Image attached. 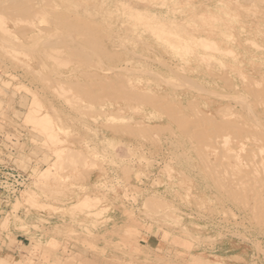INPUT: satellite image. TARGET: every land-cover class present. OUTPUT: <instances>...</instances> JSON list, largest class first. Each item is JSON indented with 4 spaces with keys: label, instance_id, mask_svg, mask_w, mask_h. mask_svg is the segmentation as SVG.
Masks as SVG:
<instances>
[{
    "label": "rangeland",
    "instance_id": "374dc122",
    "mask_svg": "<svg viewBox=\"0 0 264 264\" xmlns=\"http://www.w3.org/2000/svg\"><path fill=\"white\" fill-rule=\"evenodd\" d=\"M150 1L0 0V162L28 176L15 195L0 189V258L264 264V182L258 183L264 180V0ZM192 34L222 37L226 48L234 42L235 55L201 50L197 42L186 54L179 43L196 41ZM225 106L229 113L219 115ZM256 156H262L258 165ZM243 170L253 182L248 176L241 183ZM233 191L241 201H232ZM93 211L101 213L94 218Z\"/></svg>",
    "mask_w": 264,
    "mask_h": 264
},
{
    "label": "bare ground",
    "instance_id": "6f19581e",
    "mask_svg": "<svg viewBox=\"0 0 264 264\" xmlns=\"http://www.w3.org/2000/svg\"><path fill=\"white\" fill-rule=\"evenodd\" d=\"M29 1H30V0H29ZM31 1H32V0H31ZM105 1H106V0H105ZM111 1H112V0H111ZM139 1H143V0H139ZM149 1H150V0H149ZM153 1H154V0H153ZM153 1H152V2H153ZM156 1H157V0H156ZM156 1H155V2H156ZM161 1H162V0H160V2H161ZM165 1H167V0H165ZM184 1H185V0H184ZM219 1H220V0H217V3H218ZM102 2H103V1H102ZM113 2H114L113 4H115V1H113ZM150 2H151V1H150ZM162 2H163V1H162ZM168 2H169V1H167V3H168ZM174 2H175V1H174ZM214 2H215V1H214ZM221 2H222V0L219 2V4H220ZM44 3H45V1H44ZM53 3H54V2H53ZM116 3H117V2H116ZM163 3H165V2H163ZM171 3H172V1H171ZM222 3H223V2H222ZM252 3H253V2H252ZM33 4H34V3H33ZM48 4H49V1H48ZM54 4H55V3H54ZM117 4H118V3H117ZM175 4H176V2H175ZM36 5H37V4H36ZM50 5H51V4H50ZM50 5H49V6H50ZM153 5H154V4H153ZM160 5H161V3H160ZM166 5H167V4H166ZM169 5H171V4H169ZM28 6H29V5H28ZM56 6H57V4H56ZM56 6H55V7H56ZM101 6L103 7V4H102ZM113 6H114V8H115V5H113ZM171 6H172V8L174 7V6H173V3H172ZM171 6H169V7H171ZM104 7H105V5H104ZM118 7H120V6L117 5V8H118ZM154 7H155V5H154ZM176 7H178V5H177ZM179 7H182V6H179ZM221 7H222V6H220V8H221ZM239 7H240V6H239ZM250 7H251V6H250ZM52 8H53V7H52ZM98 8H99V7H98ZM117 8H115V9L117 10ZM122 8H123V7H122ZM150 8H151V7H150ZM155 8H156V7H155ZM157 8H159V4H158V7H157ZM163 8H164V7H163ZM222 8H223V7H222ZM242 8H243V7H242ZM251 8H253V7H251ZM31 9H32V8H31ZM105 9H106V7H105ZM123 9H124V8H123ZM147 9H148V8H146L145 10H147ZM160 9H161V8H160ZM167 9H169V8H167ZM180 9H181V8H180ZM180 9L178 8V11H180ZM243 9H244V8H243ZM37 10H38V9H37ZM101 10H104V9H101ZM128 10H129V9H128ZM171 10H172V12H173V11L175 10V7H174V10H173V9H171ZM29 11H30V10H29ZM33 11H34V8H33ZM104 11H105V10H104ZM120 11H121V10H120ZM164 11H165V10H164ZM175 11H177V9H176ZM175 11H174V12H175ZM41 12L43 13L42 10H41ZM118 12H119V10H118ZM122 12H123V11H122ZM150 12H151V11H150ZM159 12H160V11H159ZM36 13H37V11H36ZM123 13H125V10H124ZM152 13H153V12H152ZM162 13H163V12H162ZM165 13H166V12H165ZM168 13H169V11H168ZM178 13H181V11L178 12ZM34 14H35V13H34ZM40 14H41V13L39 12V15H40ZM120 14H121V12H120ZM126 14H128V12H126L125 14H122V15H126ZM129 14L131 15V13H129ZM141 14H142V13H141ZM159 14H160V13H159ZM36 15H37V14H35L34 16H36ZM122 15H121V17H122ZM130 15H129V16H130ZM136 15H137V14H136ZM176 15H177V12H176ZM34 16H33V17H34ZM129 16H128L127 18H129ZM132 16H133V15H132ZM132 16H131V17H132ZM146 16H148V15H145V17H146ZM36 17H37V16H36ZM36 17H34V18H36ZM154 17H155V16H154ZM156 17H157V15H156ZM159 17H160V15H159ZM163 17H164V15H163ZM124 18H125V17H124ZM132 18H133V17H132ZM138 18H139V17H138ZM130 19H131V18H130ZM141 19H142V18H141ZM141 19H139V20H141ZM148 19H150V18H148ZM148 19H147V20H148ZM157 19H158V18H157ZM136 20H137V19H136ZM151 20H152V19H150V21H151ZM127 21H128V20H127ZM130 21H131V20H129V22H130ZM157 21H158V20H157ZM162 21H163V19H162ZM230 21H235V20L231 19ZM132 22H134V21H131V23H132ZM139 22H140V21H139ZM147 22H149V21H147ZM131 23H129V24H131ZM173 24H174V23H173ZM188 24H190V23H188ZM195 24H196V23H195ZM231 24H232V23H231ZM132 25H133V24H132ZM134 25H135V24H134ZM192 25H193V24H192ZM214 25H215V26H214ZM214 25H213V26L216 27V24H214ZM255 25H256V24H255ZM129 26H130V25H129ZM177 27H178V26H177ZM219 27H220V26H218V27H216V28L218 29ZM221 27H222V25H221ZM230 27H231V26H230ZM230 27H228V28H230ZM130 28H131V27H130ZM153 28H154V27H153ZM165 28H167V27H165ZM226 28H227V27H226ZM226 28H223V29L225 30ZM232 28H233V27H232ZM232 28H231V29H232ZM132 29H133V28H132ZM219 29H220V28H219ZM219 29H218V30H219ZM231 29H226V30H231ZM153 30H154V29H153ZM169 30H170V29H169ZM177 30H178V29H177ZM192 30H193V29H192ZM155 31H156V30H154V32H155ZM175 31H176V30H175ZM231 31H233V30H231ZM158 32H161V31H158ZM177 32H178V31H177ZM214 32H215V31H214ZM220 32H221V31H220ZM229 32H230V31H229ZM197 33H198V32H197ZM226 33H227V32H226ZM226 33H224V34H226ZM73 34H74V33H73ZM148 34H149V33H148ZM215 34H217V32H216ZM219 34H220V33H219ZM192 35H194V34H192ZM202 35H204V33H202ZM202 35H200V36H199V35H197V36L194 35V36H196V37H194L196 41H194V39L192 38L191 35H190L191 38H189V37H188V38H184V37H183V40H184L185 42H184V41H183L184 43H183V42H180V43H182V44L179 43L180 48H182V49H184V50H185V49H189L190 46H191L190 43L192 42L193 45H194V44H195V45L200 44V45H201V47H200L201 50L203 49V47H204V49L207 48V49H209V50H214V51H218V52H219V51H223V52H225L226 50H228V51H230V52L232 53V55H233V53H234V55H235L236 50L233 49L234 46H232V45H235V44H233L234 42H230V41H229L230 39L227 40V41L230 42V43H232V45L230 44L232 48H231V47H227V48H226V47H223L222 44H221V43H225V44H226L227 42H224V41H226V40L222 39V37H221L220 40L217 39L218 34H217V37H214V36L204 37V36H202ZM221 35L224 36L223 33H222ZM226 35H228V34H226ZM229 35H230V33H229ZM229 35H228V37H227V36H226V37H227V38H231V37H229ZM233 35H234V34H233ZM233 35H232V36H233ZM130 36H131V35H130ZM147 36H148V35H147ZM181 36H182V35H181ZM148 37H149V36H148ZM234 37H235V36H234ZM254 37H255V36H254ZM159 38H160V37H159ZM161 38H162V37H161ZM223 38H224V37H223ZM231 39H232V38H231ZM233 39H235V38H233ZM233 39H232V40H233ZM140 40H141V39H140ZM160 40H161V39H160ZM164 41H165V40H164ZM235 41H236V39H235ZM196 42H197L198 44H196ZM250 42H251V41H250ZM252 43H253V42H252ZM227 44H228V43H227ZM144 45H145V44H144ZM172 45H175V44H172ZM195 45H194V46H195ZM228 45H229V44H228ZM251 45H254V44H251ZM256 45H257V44H256ZM202 46H203V47H202ZM257 46H258V45H257ZM197 47H198V46H197ZM197 47H196V48H197ZM235 47H236V46H235ZM174 48H176V47L174 46L172 50H175ZM200 48H198V49H200ZM228 48H229V49H228ZM182 49H180V50H179V49H178V50L176 49V50H175V53H176V52L178 53V51H181ZM65 50H66V49H65ZM201 50H198V51H201ZM224 50H225V51H224ZM129 51H130V50H129ZM185 51H186V50H185ZM189 51H190V50H189ZM228 51H227V52H228ZM238 51H239V50H238ZM230 52H229V54H230ZM177 53H176V54H177ZM171 54H172V53H171ZM178 54H179V55H177V56H180V53H178ZM183 54H184V52H183ZM186 54H187V51H186ZM186 54H185V55H186ZM203 54H204V53H203ZM203 54H202V55H203ZM188 55H189V54H188ZM234 55H233V56H234ZM238 55H239V54H238ZM181 56H182V55H181ZM186 56H187V55H186ZM189 56H190V55H189ZM209 56H210V55H209ZM241 56H242V55H241ZM183 57H184V56H183ZM197 57H198V56H197ZM212 57H213V56H212ZM216 58H217V57H216ZM184 59H185V58H184ZM201 59H202V58H200V60H201ZM248 59H249V58H248ZM186 60H187V59H186ZM207 60H208V58H207ZM219 60H220V59H219ZM202 61L204 62V60H202ZM220 62H221V61H220ZM64 63H65V62H64ZM66 63H67V62H66ZM204 63H205V62H204ZM222 64H223V63H222ZM66 65H67V64H66ZM94 65H95V64H94ZM208 65H209V64H208ZM210 65H212V64H210ZM210 65H209V66H210ZM261 65H262V64H261ZM64 66H65V65H64ZM95 66H96V65H95ZM97 66H98V65H97ZM93 67H94V66H93ZM180 67H181V66H180ZM225 67H226V66H225ZM256 67H257V66H256ZM176 70H177V69H176ZM206 70H207V68H206ZM222 71L224 72L223 69H222ZM207 72H210V71L207 70ZM223 72H222V73H223ZM212 73H213V72H212ZM212 73H211V74H212ZM223 74H224V73H223ZM239 74H240V73H239ZM181 75H182V74H181ZM258 75H259V74H258ZM216 76H219V75H216ZM225 76H226V75H223V77H225ZM184 77H185V76H184ZM219 77L221 78V75H220ZM237 77H238V76H237ZM247 78H248V77H247ZM226 79H227V78H226ZM254 79H255V78H254ZM242 80H243V79H242ZM245 80H246V78H245ZM160 81H161V80H160ZM223 81H224V80H223ZM183 82H184V81H183ZM224 82H226V80H225ZM229 82H230V79H229ZM247 82H248V81H247ZM250 82H251V81H250ZM255 82H256V81H255ZM225 84H227V83H225ZM258 84H259V83H258ZM180 85H181V84H180ZM180 85H179V86H180ZM190 85H191L190 83H189V85L187 84V87L190 86ZM245 85H246V83H245ZM253 85H255V84H253ZM195 86H196V85H195ZM229 86H230V85H229ZM199 87H200V85H199ZM242 87H243V85H242ZM251 87H252V86H251ZM190 88H192V87H190ZM253 88H254V87H253ZM173 89H174V88H173ZM244 89H245V88H244ZM250 89H251V88H250ZM250 89H249V91H251ZM245 90H246V89H245ZM253 90H255V89H252V93H251L252 96L254 95V94H253V93H254ZM259 90H261V89L259 88ZM259 90H258V91H259ZM263 90H264V89H263ZM234 91H235V90H234ZM258 91H255V92H258ZM259 92H260V91H259ZM141 93H142V91H141ZM141 93H140V94H141ZM248 93H249V92H248ZM260 93H261V92H260ZM126 94H127V93H126ZM126 94H125V95H126ZM256 94H258V93H256ZM128 95L131 96L130 94H128ZM138 95H139V94H138ZM142 95H143V94H142ZM142 95H141V96H142ZM144 95H145V94H144ZM144 95H143L142 97H144ZM249 95H250V94H249ZM259 95H261V94H259ZM238 96H239V95H238ZM254 96L256 97V95H254ZM154 97H155V96H154ZM157 97H158V96H157ZM157 97H156V98H157ZM222 97H223V96H222ZM225 97H226V96H225ZM239 97H240V96H239ZM125 98L127 99V97H125ZM235 98H236V97H235ZM253 98H254V97H253ZM128 99H130V98L128 97ZM240 99H242V98L240 97ZM240 99H239V100H240ZM254 99H255V98H254ZM256 99H257V98H256ZM132 100H133V99H132ZM142 100H144V98H143ZM159 100H160V99H159ZM164 100H165V99H164ZM166 100H167V101H163V99H162V102H164V104H166V103L168 102V99H166ZM232 100H234V99H232ZM252 100H253V99H252ZM145 101L147 102V100H145ZM149 101L151 102V100H149ZM153 101H155V102L157 103V99L155 100V98H154ZM153 101H152V102H153ZM190 101H191V100H190ZM254 101H255V100H254ZM257 101H259V99L256 100V102H257ZM140 102H141V100H140ZM158 102H159V101H158ZM165 102H166V103H165ZM176 102H177V101H176ZM185 102H187V101H185ZM238 102H239V101H238ZM248 102H249V101H248ZM131 103H132V102H131ZM142 103H144V102H142ZM148 103H149V102H148ZM148 103H147V104H148ZM187 103H188V106L190 107L191 104H190L189 102H187ZM153 104H154V103H153ZM167 104H168V103H167ZM167 104H166V107H165V108H169V106L167 107ZM169 104H170V103H169ZM177 104H178V103H177ZM189 104H190V105H189ZM239 104H240V103H239ZM161 105H162V104H161ZM180 105H181V104H180ZM227 105H228V106H227L228 108L232 107V105H230V107H229V103H228ZM172 106H173V105H172ZM186 106H187V105H186ZM192 106H193V105H192ZM194 106H195V105H194ZM170 107H171V105H170ZM221 107H222V106H221ZM174 108L176 109V107H174ZM190 108H191V107H190ZM190 108H189V109H190ZM30 109H31V108H30ZM160 109H161V108H160ZM160 109H159V110H160ZM192 109H193V108H192ZM196 109H197V107H196ZM170 110H171V109H169V111H168V109H167L168 112H170ZM173 110H174V109L172 108V112H173ZM190 110H191V109H190ZM194 110H195V109H194ZM197 110L199 111V109H197ZM217 110H218V111H216V112H217V113L219 112V115L222 114V115L224 116V114L229 113L228 110H226V106L223 107L224 112H223V111H219V109H217ZM165 111H166V110H164V112H165ZM27 112H28V111H27ZM31 112H32V110H31ZM34 112H35V109L33 108V112H32L33 114H32V116H34ZM172 112H171V113H172ZM177 112H178V111H177ZM194 112H195V111H194ZM200 112H201V111H199V113H200ZM220 112H221V113H220ZM174 113H176V111H175ZM201 113H202V112H201ZM255 113H256V112H255ZM164 114H165V113H164ZM179 114H180V113H179ZM195 114H196V112H195ZM246 114H247V113H246ZM35 115H36V114H35ZM165 115L167 116V115H169V114L167 113V114H165ZM170 115H171V114H170ZM181 115H182V114H181ZM206 115H207V114H206ZM206 115H205V116H206ZM217 115H218V114H217ZM27 116L29 117V115H27ZM174 116H175V115H174ZM178 116H179V115H178ZM182 116H183V115H182ZM192 116H193V114H192ZM195 116H196V115H194L193 117L196 118L197 116H196V117H195ZM201 116H202V119H203V118H204V115H201ZM201 116H200V117H201ZM207 116H208V118H209V114H208ZM225 116H226V115H225ZM238 116H239V115H238ZM240 116H241V114H240ZM198 117H199V116H198ZM198 117H197V118H198ZM211 117H212V116H211ZM30 118H31V119L33 118V117H31V114H30ZM175 118H176V117H175ZM241 118H242V117H241ZM28 119H29V118H28ZM34 119H35L34 121H36V117H35V116H34ZM173 119H174V118H173ZM202 119H201V120H202ZM237 119H238V118H237ZM252 119H253V118H252ZM252 119H251V120H252ZM190 120H192V118H190L189 121H190ZM198 120H200V119H198ZM206 120H207V119H206ZM208 120H209V119H208ZM213 120H215V119H213ZM225 120H226V119H225ZM238 120H239V119H238ZM173 121H174V120H173ZM182 121H184V120L182 119ZM193 121H196V120H192V122H193ZM210 121H211V120H210ZM244 121H245V120H244ZM253 121H254V120H253ZM258 121H259V120H258ZM263 121H264V120H263ZM28 122H29V121H28ZM31 122H33V121H31ZM31 122H30V123H31ZM40 122H41V120H40ZM40 122H39V123H40ZM175 122H176V121H175ZM196 122H197V121H196ZM196 122H194L193 124H195ZM200 122H201V121H200ZM200 122H197V123H200ZM204 122H205V121H204ZM204 122H201L200 124H202V123H204ZM215 122H217V120H216ZM221 122H222V121H221ZM254 122H255V121H254ZM33 123H34V122H33ZM176 123H177V122H176ZM184 123H185V122H183V124H184ZM187 123H188V122H187ZM197 123H196V126H197ZM211 123H212V122H211ZM232 123L235 124V122H232ZM247 123H248V122H247ZM42 124H43V123H42ZM177 124H178V123H177ZM183 124H182V125H183ZM200 124H199V125H200ZM214 124H215V123H214ZM219 124H220V123H219ZM224 124H225V123H224ZM224 124H223V125H224ZM226 124H227V125H231L230 123H226ZM226 124H225V126H227ZM236 124H237V123H236ZM236 124H235V125H236ZM238 124H239V122H238ZM40 125H41V124H40ZM199 125H198V126H199ZM205 125H206V124H205ZM216 125H217V124H216ZM223 125H222V126H223ZM242 125H244V124H242ZM249 125H250V124H249ZM136 126H137V125H136ZM156 126H157V125H156ZM165 126H166V125H165ZM218 126H219V125H218ZM225 126H223V127L225 128V129L223 128V129H224L223 132H224L225 130H228V129H226ZM231 126H233V125H231ZM260 126H261V125H260ZM163 127H164V126H163ZM166 127H167V126H166ZM182 127H183V126H182ZM189 127H190V124H189V126H187V129H189ZM191 127H192V125H191ZM193 127L195 128V125H194ZM210 127L212 128V126H210ZM214 127H215V126H214ZM239 127H240V126H239ZM241 127H242V126H241ZM244 127H246V125H245ZM250 127H251V125L249 126V128H250ZM263 127H264V126H263ZM169 128H170V127H169ZM176 128H177V127H176ZM208 128H209V127H208ZM229 128H230V127H229ZM233 128H234V126H233ZM138 129H139V128H138ZM160 129H162V128H159V131H160ZM165 129H166V128H165ZM181 129H182V128H181ZM185 129H186V128H184L183 130H185ZM200 129H201V128H200ZM206 129H207V128H206ZM217 129H218V128H217ZM231 129H232V128H230L229 130H231ZM235 129H237V127H235ZM238 129H241V130H242L243 128H238ZM141 130H142V129H141ZM150 130H151V129H150ZM191 130H192V128H191ZM212 130H213V129H212ZM212 130H211V131H212ZM241 130H240V131H241ZM249 130H250V129H249ZM207 131H209V130L207 129ZM207 131H206V132H207ZM219 131H222V130H220V128H219V129H218V132H219ZM237 131H238V130H237ZM244 131H245V130H244ZM251 131L254 132L253 130H251ZM168 132H169V131H168ZM186 132H187V131H186ZM186 132H184V133H186ZM223 132H221V133L219 132V133H220V134H223ZM226 132H227V131H225L224 135L228 133V132H227V133H226ZM247 132H248V130H247ZM249 132H250V131H249ZM257 132H258V131H257ZM257 132H254V133H257ZM144 133H145V132H144ZM172 133H173V132H172ZM181 133H183V132H181ZM188 133H189V131H188ZM188 133H186V134L188 135ZM192 133H193V132H192ZM194 133H195V132H194ZM208 133H209V132H208ZM216 133H217V132H216ZM262 133H263V132H262ZM190 134H191V133H190ZM229 134H230V131H229ZM263 134H264V133H263ZM263 134H262V135H263ZM142 135H143V134H142ZM145 135H146V134H145ZM187 135H186V136H187ZM193 135H194V134H193ZM250 135H251L252 138H254V137H256V136H259V135L256 134V136L253 137V136H252V133H250ZM150 136H151V135H150ZM189 136H190V135H189ZM189 136H188V137H189ZM191 136H192V135H191ZM194 136H195V135H194ZM221 136H222V135H221ZM228 136H229V135H228ZM231 136H232V135H231ZM233 136H234V135H233ZM263 136H264V135H263ZM188 137H187V139L189 140ZM209 137H210V136H209ZM209 137H206V139L208 138L207 142L209 141V139L213 138V136H211V138H209ZM222 137H223V136H222ZM225 137H226V135H225ZM229 137H230V136H229ZM235 137H236V136H235ZM237 137H239V136H237ZM185 138H186V137H185ZM192 138H193V137H192ZM194 138H195V137H194ZM232 138H234V137H232ZM232 138L230 137L229 139H232ZM243 138H244V137H243ZM256 138H257V137H256ZM256 138H254V139H256ZM187 139H186V140H187ZM190 139H191V138H190ZM198 139H201V138H198ZM198 139H197V140H198ZM213 139H214V138H213ZM215 139H216V138H215ZM165 140H166V139H165ZM203 140H204V139H203ZM227 140H228V139H227ZM227 140H226V141H227ZM189 141H190V140H189ZM189 141H188V142H189ZM194 141H195V140H194ZM212 141H213V140H212ZM217 141L219 142V140H217ZM220 141H221V140H220ZM232 141H233V139H232ZM257 141H258V140H257ZM259 141H260V140H259ZM213 142L216 143L215 141H213ZM195 143H196V142H195ZM195 143H194V144H195ZM209 143H210V141H209ZM189 144H190V143H189ZM220 144H221V143H220ZM220 144L218 143V145H220ZM227 144H229V143L227 142ZM205 145H206V143H205ZM223 145H224V144H223ZM230 145L233 146L234 144H230ZM243 145H244V144H243ZM253 146H254V145H253ZM193 147H194V148H195V147H196V148H197V147L200 148V146H197V145H195V146H193ZM205 147H206V146H205ZM243 147H244V146H243ZM243 147H242V148H243ZM201 148H202V147H201ZM214 148H215V147H214ZM218 148H220V146H219ZM244 148L246 149V147H244ZM248 148H249V147H248ZM257 148H259V147H257ZM204 149H205V148H204ZM220 149H221V148H220ZM220 149H218V150H220ZM222 149H223V148H222ZM225 149H226V148H225ZM254 149H255V151H256L255 153H257V149H256V147H255ZM259 149H261V148H259ZM201 150H202V149H201ZM236 150H237V149H236ZM185 151H186V150H185ZM224 151H228V150H224ZM251 151H252V150H250V152H251ZM253 151H254V150H253ZM201 152H202V151H201ZM221 152H222V151H220V153H221ZM248 152H249V151H248ZM261 152H262V150H261ZM198 153H199V152H198ZM215 153H217V152H215ZM222 153L224 154V152H222ZM251 153H252V152H251ZM258 153H259V152H258ZM258 153H257V155H258ZM177 154H178V153H177ZM244 154L247 155L248 153H247V154H246V153H242L241 156H243ZM249 154H250V153H249ZM263 154H264V152H263ZM183 155H184V154H183ZM219 155H221V154H219ZM232 155L234 156V154H232ZM232 155H231V156H232ZM235 155H236V153H235ZM237 155H238V154H237ZM245 155H244V156H245ZM215 156H216V155H215ZM226 156H227V155H226ZM226 156H225V157H226ZM231 156H228V157H231ZM233 156H232V157H233ZM217 157H218V156H217ZM247 157H248V156H247ZM247 157H246V159H247ZM256 157H257V160H256V161H257L256 164H257L258 162H260V159L258 160V157H259V156H256ZM260 157H262V156H260ZM260 157H259V158H260ZM200 158H201V157H200ZM200 158H199V159H200ZM221 158H222V157H221ZM262 158L264 159V157H262ZM231 159H232V158H231ZM246 159H244V157H243V160H246ZM248 159H250V158L248 157ZM251 159H252V158H251ZM251 159H250V161H251ZM201 160H203V159H201ZM201 160H200V161H201ZM204 160H205V159H204ZM218 160H220V159L217 158V161H218ZM222 160H223V159H222ZM234 160H235V159H234ZM169 161H170V160H169ZM205 161H207V160H205ZM217 161L214 159V162L217 163ZM223 161H224V160H223ZM225 161H226V160H225ZM225 161H224V163H225ZM235 161H237V160H235ZM250 161H249V162H250ZM253 161L255 162V159H254ZM202 162H203V161H202ZM210 162L212 163V161H210ZM237 162H238V161H237ZM261 162H262V161H261ZM200 163H201V162H200ZM203 163H204V162H203ZM203 163H201V164H203ZM207 163H209V162H207ZM218 163H219V162H218ZM218 163H217V164H218ZM220 163H221V162H220ZM224 163H223V164H224ZM251 163H252V162H251ZM226 164H227V163H226ZM261 164H262V163H261ZM263 164H264V163H263ZM163 165H166V164L163 163ZM203 165H205V164H203ZM218 165H219V164H218ZM220 165H221V164H220ZM220 165H219V169L222 167V166H220ZM247 165H248V164H247ZM254 165H255V164H254ZM254 165H253V167H254ZM257 165H258V164H257ZM228 166H229V163H228ZM239 166H240V164H239ZM259 166H260V164H259ZM262 166H263V165H262ZM162 167H163V166H162ZM263 167H264V166H263ZM163 168H164V167H163ZM165 168H166V167H165ZM202 168H203V170H204V167H202ZM209 168H210V170H211V166H209ZM223 168H224V167H223ZM227 168H229V167H227ZM236 168H237V166H236ZM244 168H245V167H244ZM248 168H250V166H248ZM159 169H160V168H159ZM219 169H218V170H219ZM241 169H242V168H240V170L237 171V174H239V173L242 172ZM262 169H264V168H262ZM170 170H171V169H170ZM206 170L208 171V167H207ZM223 170H224V169H223ZM235 170H236V169H235ZM237 170H238V168H237ZM246 170H247V169H246ZM246 170H245V172H247ZM256 170L258 171V169H257L256 166H255V171H256ZM90 171H91V170H90ZM101 171H102V170H101ZM204 171H205V170H204ZM248 171H249V169H248ZM259 171H260V174H259V175H261V166H260V170H259ZM259 171H258V173H259ZM262 171H264V170H262ZM46 172H47V171H46ZM82 172H83V171H82ZM165 172H166V171H165ZM218 172H220V171H218ZM218 172H217V174H219ZM238 172H239V173H238ZM214 173H215V171H214ZM221 173L223 174V172H220V174H221ZM243 173H244V170H243ZM243 173L240 174V179H242V180H241V183L243 182V178H247V177L250 175V174L247 175V173H244V174L247 175V176H246V177H243V176H244ZM249 173H250V172H249ZM253 173H254V171H253ZM85 174H86V173H85ZM87 174H88V173H87ZM166 174H167V173H166ZM211 174L213 175V171H212ZM215 174H216V173H215ZM220 174H219V175H220ZM225 174H226V172H225ZM225 174H224V175H225ZM256 174H257V173H256ZM256 174H255V175H256ZM43 175H44V173H43ZM209 175H210V174H209ZM224 175H223V176H224ZM241 175H243V176H241ZM255 175H253V177H254ZM259 175H258L257 178H256L257 175L254 177V178L257 179L258 181H259V179H260L261 176H262V175H261V176H259ZM220 176H221V175H220ZM220 176H219V177H220ZM227 176H230V175H227ZM238 176H239V175H238ZM238 176H235V178L238 177ZM263 176H264V172H263ZM263 176H262V178H263ZM185 177H186V176H185ZM187 177H188V176H187ZM213 177H214V176H213ZM213 177H210V178H213ZM241 177H242V178H241ZM250 177H251V176H249L248 179H250ZM259 177H260V178H259ZM215 178H216V176H215ZM226 178H227V177H226ZM262 178H261V179H262ZM213 179H214V178H213ZM219 179H220V178H219ZM248 179H247V180H248ZM157 180H158V178L156 179V181H157ZM250 180H251V182H253L252 179H250ZM262 180H263V179H262ZM262 180L258 182L260 185H262L261 183L264 182V180H263V181H262ZM220 181L223 182V179H221ZM235 181H236V182H237V181L239 182V178H238L237 180L235 179ZM244 181H245V180H244ZM255 181H256V180H255ZM255 181H254V182H255ZM152 182H153V181H152ZM215 182H216V181H214V183H215ZM245 182H246V181H245ZM251 182L249 181L250 184H251ZM155 183H156V182H155ZM232 183H233V182H232ZM239 183H240V182H239ZM205 184H206V183H205ZM212 184H213V183H212ZM217 184H218V183H217ZM219 184H220V182H219ZM222 184H223V183L220 184L221 187H222ZM237 184H238V183H237ZM245 184H246V183H245ZM245 184H244V185H245ZM250 184H248V185L250 186ZM253 184H254V183H253ZM256 184H257V183H256ZM256 184H255V185H256ZM259 184H258V185H259ZM263 184H264V183H263ZM224 185H225V184H224ZM224 185H223V186H224ZM246 185H247V184H246ZM260 185H259V186H260ZM220 186H218V187H220ZM238 186H240V185H238ZM251 186H252V185H251ZM253 186H254V185H253ZM235 187H236V186H235ZM247 187H248V186L245 187L246 190H247ZM255 187H256V186H255ZM255 187H254V192H255V190L257 189L258 186L256 187V189H255ZM261 187L264 188L263 185H262ZM245 188H244V192H245ZM224 189H225V188H224ZM234 189H235V188H234ZM238 189H240V191H241V188H240V187H239ZM238 189H235V191L238 190ZM248 189H250V187H249ZM29 190H30V188H29ZM185 190H186V189H185ZM221 190H223V188H222ZM258 190H259V189H258ZM258 190H256V192H257ZM231 191H232V189H231ZM238 191H239V190H238ZM238 191H237V192H238ZM240 191H239V192H240ZM247 191H248V190H247ZM250 191L253 192L252 190H250ZM259 191H260V190H259ZM261 191H262V190H261ZM226 192H227V191H226ZM25 193L27 194V189H26V192H25ZM263 193H264V192H263ZM187 194H188V193H187ZM189 194H190V193H189ZM227 194H230V190H229V193H227ZM233 194H236V193L233 191L231 197H236V196H237V195L234 196ZM256 194H257V193H256ZM256 194H255V195H256ZM259 194L261 195L260 192H259ZM259 194H257V195H259ZM86 195H88V194H86ZM94 195H96V194H94ZM241 195H242V194H241ZM241 195H240V196H241ZM257 195H256V196H257ZM26 196H27V195H26ZM229 196H230V195H229ZM252 196H254V194H252ZM86 197H88V196H86ZM96 197H98V196H96ZM152 197H153V196H152ZM214 197H215V196H214ZM238 197H239V195H238ZM238 197L233 198L232 201L235 199V202H236V200H237ZM243 197H244V196H243ZM254 197H255V196H254ZM257 197H259V196H257ZM257 197H256V198H257ZM260 197H261V196H260ZM260 197H259V199H260ZM88 198H90V199L93 201V199H94L95 197L93 196V197H92L93 199H92L91 197H88ZM88 198L85 199V200H86V203H85V209H86V206H87V205H90V203H91V200H88ZM103 198H104V197H103ZM103 198L101 197V200H100L99 197H98V199H99V201H100L101 204H102L101 201H102ZM150 198H151V196H150ZM215 198H216V197H215ZM241 198H242V197H241ZM261 198H262V197H261ZM25 199H26V198H25ZM98 199H96V200H98ZM152 199H153V198H152ZM158 199H159V198H158ZM242 199H243V198H242ZM252 199H253V198H251V201L254 202V200H252ZM96 200L94 199V202H95V203L97 202ZM103 200L106 201V199H103ZM238 200H240V199L238 198ZM238 200H237V201H238ZM245 200H246V195H245V199L242 200V202L245 201ZM89 201H90V202H89ZM99 201H98V202H99ZM105 201H104V202H105ZM240 201H241V200H240ZM247 201H248V200H247ZM257 201H258V202H261V200H260V201L257 200ZM263 201H264V200L262 199V202H263ZM15 202H16V201H15ZM25 202H26V200H25ZM25 202H24V203H25ZM94 202H93V203H94ZM98 202H97V203H98ZM242 202H241V204H242ZM262 202H261V203H262ZM16 203H17V202H16ZM27 203H28V202H27ZM95 203H94V204H95ZM100 203H99V204H100ZM107 203H108V202H107ZM245 203H246V202H245ZM247 203H248V202H247ZM247 203H246V204H247ZM94 204H93V207L96 205V204H95V205H94ZM99 204H98V205H99ZM158 204H159V203H158ZM252 204H254V203H252ZM252 204H251V205H252ZM255 204H256V203H255ZM257 204H258V203H257ZM263 204H264V203H263ZM14 205H15V204H14ZM29 205H30V204H29ZM102 205H103V204H102ZM105 205H106V204H105ZM105 205H104V206H105ZM242 205H243V207H244V204H242ZM242 205H241V206H242ZM261 205H262V204H261ZM107 206H108V205H107ZM153 206H154V205H153ZM221 206H222V205H221ZM245 206H246V205H245ZM254 206H255V205H254ZM262 206H263V205H262ZM91 207H92V206H91ZM91 207H88V208H91ZM160 207H161V206H160ZM209 207H210V206H209ZM252 207H253V206H252ZM255 207H257V206H255ZM98 208H99V207H98ZM105 208H106V207H104V208H102V209L105 210ZM100 209H101V208H100ZM102 209H101V210H102ZM106 209H107V208H106ZM250 209H251V210H249V211H252V212L254 211V209L251 208V206H250ZM252 209H253V210H252ZM255 209H257V208H255ZM258 209H260V208H258ZM24 210H25V209H24ZM176 210H177V209H176ZM226 210H227V209H226ZM243 210H244V209H243ZM261 210H263V209L261 208ZM95 211H96V210H95ZM99 211H100V210H99ZM102 211H103V210H102ZM207 211H208V210H207ZM222 211H223V210H222ZM227 211H228V210H227ZM256 211H257V210H256ZM85 212H86V211H85ZM97 212H98V211H97ZM97 212H96V213H97ZM230 212H231V211H230ZM257 212H258V211H257ZM94 213H95L94 211H93V213L88 212V214H91V215L94 214ZM100 213H101V212H100ZM100 213L98 212V214H94L95 217H96V215H99ZM222 213H223V212H222ZM253 213H254V212H253ZM261 213H262V212H261ZM261 213H260V214H261ZM263 213H264V212H263ZM210 214H211V213H210ZM233 214H234V213H233ZM94 215H92V216L94 217ZM254 215H255V214H254ZM258 215H259V214H258ZM263 215H264V214H263ZM261 216H262V215H261ZM95 217H94V218H95ZM97 217H98V216H97ZM255 217H256V216H255ZM98 218H99V217H98ZM223 219H224V218H223ZM257 219H258V217H257ZM92 220H93V219H92ZM100 220H101V219H100ZM95 221H97V220H95ZM101 222H102V221H101ZM97 223H98V222H97ZM263 224H264V223H263ZM0 264H11V263H10V261H9L7 258L2 257V258H0Z\"/></svg>",
    "mask_w": 264,
    "mask_h": 264
},
{
    "label": "built area",
    "instance_id": "2783aa9c",
    "mask_svg": "<svg viewBox=\"0 0 264 264\" xmlns=\"http://www.w3.org/2000/svg\"><path fill=\"white\" fill-rule=\"evenodd\" d=\"M28 182V176L13 165L0 162V189L15 195Z\"/></svg>",
    "mask_w": 264,
    "mask_h": 264
},
{
    "label": "crops",
    "instance_id": "0c3cea01",
    "mask_svg": "<svg viewBox=\"0 0 264 264\" xmlns=\"http://www.w3.org/2000/svg\"><path fill=\"white\" fill-rule=\"evenodd\" d=\"M20 236H22L21 234H17V240H18V242H17V246L22 242V239H18V237H20ZM15 252H18L17 251V247H16V250H14Z\"/></svg>",
    "mask_w": 264,
    "mask_h": 264
}]
</instances>
